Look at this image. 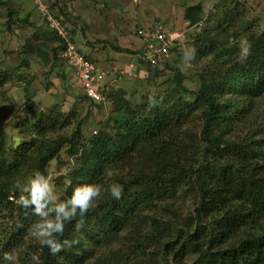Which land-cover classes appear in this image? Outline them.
Instances as JSON below:
<instances>
[{"label":"trees","instance_id":"trees-1","mask_svg":"<svg viewBox=\"0 0 264 264\" xmlns=\"http://www.w3.org/2000/svg\"><path fill=\"white\" fill-rule=\"evenodd\" d=\"M0 7L7 10V32H13L15 26L36 25L30 12L22 16L10 0H0ZM196 8L197 13H192L194 8L186 13L192 26L202 22V5ZM41 22L35 26L34 39L23 46L21 68H29L33 58L42 59L50 73L65 83L60 52L66 41ZM71 33L79 46L73 29ZM42 35L52 41V53L31 50ZM187 44L189 38L184 46ZM248 45L247 59L240 61V50L230 54L213 87L193 92L177 81L178 87L196 94L197 102L204 105L199 136L181 124L183 109L192 104L165 108L170 102L162 97L138 104L120 90L105 91L116 98V108L88 142L81 139L82 121L72 135L54 136L65 120L45 111L29 114V93L19 109L18 121L23 113L25 116L20 123L21 143L6 146L0 137V257L17 252L21 264H26L33 252L39 253L42 264H264V38L253 35ZM183 50L175 48L173 52L176 55ZM200 53L209 55L206 50ZM171 62L147 64V75L172 68ZM29 73L34 80L33 72ZM19 77L28 89L33 80ZM0 78H5L1 72ZM2 84L0 80V88ZM77 100L101 107L84 94ZM64 149L71 160L58 183L62 197L81 183H104L108 170L113 172L112 179L123 185L124 194L119 201L101 196L86 214L80 233L74 231V223L68 224L65 236L80 243L53 257L47 247H40L28 235L37 218L30 209L10 201L9 195L19 196L16 185L23 177L37 170L48 172ZM178 191L190 201L186 214L179 217L173 205H166ZM149 224L150 229L145 230ZM126 233L133 240H123ZM115 237L120 239L117 246L111 242ZM150 248L152 252H148ZM193 256L196 259L190 263Z\"/></svg>","mask_w":264,"mask_h":264},{"label":"rangeland","instance_id":"rangeland-1","mask_svg":"<svg viewBox=\"0 0 264 264\" xmlns=\"http://www.w3.org/2000/svg\"><path fill=\"white\" fill-rule=\"evenodd\" d=\"M46 1L53 11L55 9L58 12L56 8H61L62 4L59 5L60 3H58L61 0ZM64 1L63 11L59 13L63 19L67 20L69 28L74 30L76 41L82 49L85 42L83 35L91 31L86 22L88 18L86 15L85 18H82L81 15L84 13L81 14L80 11L76 13L73 9L72 0ZM113 1L115 4L113 13L105 10L106 15H104L111 22L116 21L117 25L126 30L134 42H138V44H132L131 49L141 51L143 48L144 43L142 38L137 35V27L148 28V25L160 19L165 22L167 29L171 28L186 33L189 44L187 46H184V44L183 49H195V57L190 63H186L183 59V53L178 54L176 52L171 60L172 68H161L158 72L154 70L153 76L150 77L147 75L148 65L134 56L135 65L143 72L139 70L140 75H137L138 73L124 75L118 72V76H114L111 72L107 74V78L109 77V80L117 78L118 83L113 86L106 84L105 91L109 93L111 90H120V92L127 94V98L138 104H144L147 99L150 102L159 97H162L164 102H170L165 105V108L192 104L193 107L183 109L185 111L184 120L182 119L181 124L184 130H190V132L199 136L203 129L200 114L204 109V105L197 102L196 94L185 92L183 88L178 87L177 81L193 92H202L213 87L216 83L217 74L225 66V61L229 55L240 50L239 41L241 39L246 40L249 44L253 35L264 38V0H138V4L131 2V0L129 2L127 0ZM10 2L13 8H19L22 11V16L30 12L32 14L31 21L36 25H27L22 28L15 26L13 32H7L5 30L8 18L7 10L0 7V72L1 77H5L0 78L3 82L0 88V137L5 139L4 144L6 146L11 144L18 146L21 143L20 123L22 117L25 116H23V113L21 121H18L20 118L18 117L20 115L19 109L22 103L28 101L27 95L30 93V100H32L30 104L32 105H28L29 114L34 110H39L45 111L48 116L51 114V117L53 116L61 121L65 120L63 126L57 127L54 136L72 135L77 124L82 121L83 133L81 139L88 142L95 131L102 127L103 122L114 114L113 110L116 107L113 106V100L115 101L116 98H111L109 94L104 93L105 101L100 104L101 107L89 106L88 103L82 100L76 101L77 97L82 96V92L79 88L72 86L73 75L68 70L69 66L66 63H61V67L67 75L65 83L64 80L56 78L54 74L50 73V67L44 66L42 59L33 58L29 68L28 66L21 68L24 55L21 54L23 46L29 39L31 41L34 39L35 26L42 23V18L34 0H10ZM80 2L90 5L87 0ZM95 2L97 3L96 0ZM91 3L93 6L96 5V3L95 5L93 2ZM198 4L202 5V22L199 26H192L190 21L186 20V13L190 8H194L192 13H197L196 7ZM42 36V38L38 37L35 43L32 42L35 45L31 50L36 53L41 48L52 53V41L49 38L46 39L45 35ZM89 39L93 40L95 37L91 35ZM204 50L209 53L208 56L200 53ZM30 71L35 75L34 80L31 78ZM178 72H181L182 75L179 76ZM19 76H25L26 79L31 78L33 80L28 89L21 84V81L19 82ZM33 91H35L34 94H32ZM54 108H58V110L53 113L51 111ZM262 111H264V104L262 105ZM70 160L71 158L64 149L48 168V172L53 175V182L58 196L63 194V189L58 187V183H61L63 175L67 174ZM25 178L18 180V183ZM166 205L170 207L173 205L176 210L173 212L178 214L179 217L186 214L188 208H190V201L186 200L184 192L178 191L172 200L166 202ZM174 213H170V216ZM148 229H150V224L145 227V230ZM122 238L123 240H133L130 233L128 236L126 233L125 237ZM113 240L116 241L113 242ZM113 240L111 241L113 246L114 244L117 246V240L120 239L115 237ZM152 251L153 248H150L148 252ZM14 256L15 264H21L17 252L14 253ZM195 259L196 257L193 256L189 259V262L191 263Z\"/></svg>","mask_w":264,"mask_h":264},{"label":"clouds","instance_id":"clouds-1","mask_svg":"<svg viewBox=\"0 0 264 264\" xmlns=\"http://www.w3.org/2000/svg\"><path fill=\"white\" fill-rule=\"evenodd\" d=\"M249 47L246 40L239 41L241 62L247 59ZM194 57L195 49L183 50L186 63H190ZM105 176L107 180L104 183H81L66 197L58 196L50 172L37 170L17 183L16 188L20 194L16 203L26 210L30 209L31 215L37 218L27 230L32 240L40 247H47L53 257L79 244V239L65 236L66 226L74 223V231L80 233L85 227L86 214L95 207L101 196L107 195L116 201L123 197L124 187L119 181L112 179L113 172L108 170ZM0 264H15L14 253H4L0 257ZM26 264H42L39 253H30Z\"/></svg>","mask_w":264,"mask_h":264},{"label":"built area","instance_id":"built-area-1","mask_svg":"<svg viewBox=\"0 0 264 264\" xmlns=\"http://www.w3.org/2000/svg\"><path fill=\"white\" fill-rule=\"evenodd\" d=\"M45 26L66 41L65 48L60 57L72 69V86L81 90L82 94L96 103L105 101V72L81 51L73 42L69 25L51 8L46 0H34ZM137 35L143 40V48L138 59L151 66H161L164 62L172 60L175 56L173 49L181 50L187 42L186 33L167 29L163 22H157L149 28L137 29ZM135 64L131 63L120 74L133 75ZM96 133V131H95ZM18 196L9 195V200L16 203ZM17 204V203H16Z\"/></svg>","mask_w":264,"mask_h":264},{"label":"crops","instance_id":"crops-1","mask_svg":"<svg viewBox=\"0 0 264 264\" xmlns=\"http://www.w3.org/2000/svg\"><path fill=\"white\" fill-rule=\"evenodd\" d=\"M82 1V0H80ZM79 0H72L73 2V9H75L76 13H84L81 15L82 18H88L87 25L91 28L89 33H85L83 37H85V42L83 44L82 50L85 54L89 56V58L96 64V66L105 72V82L106 84L116 85L118 83L116 79L109 80L107 78V74L113 72L114 76H118V72L123 69H127L131 63L135 64L134 56L138 57V50L131 49L132 44L138 42H134L131 39V36L127 34L126 30H124L121 26L117 25L116 21H112L105 16L106 11H110L113 13V9L115 7L113 0H87L90 5L86 4L85 2L82 3ZM139 3L138 0H131V2ZM64 0H61L59 5L61 8L58 7V12L54 9V12L60 15L59 12L63 11V4ZM96 3V7L92 5V3ZM129 2V0H127ZM117 3V2H116ZM72 5V4H71ZM93 7H92V6ZM106 10V11H105ZM105 11V12H104ZM105 14V15H104ZM61 16V15H60ZM157 22H163L162 20H157ZM155 23H151L147 27L153 26ZM165 24V22H163ZM142 27H137V29ZM136 29V31H137ZM171 29V28H170ZM173 30V29H171ZM88 34V35H87ZM136 34V33H135ZM95 37V39L91 40L89 37ZM142 43V42H141ZM121 47L124 49L131 50L130 52H120L114 49V47ZM111 52V53H110ZM68 67V66H67ZM136 71H134V75H140L139 68L135 65ZM68 70H71L68 67ZM141 71V70H140ZM143 72V71H141ZM107 78V81H106Z\"/></svg>","mask_w":264,"mask_h":264}]
</instances>
